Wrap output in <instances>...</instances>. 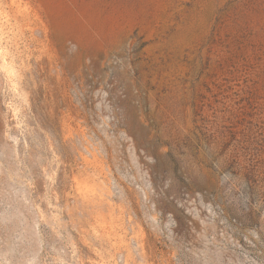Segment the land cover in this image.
I'll return each mask as SVG.
<instances>
[{"label": "rangeland", "instance_id": "obj_1", "mask_svg": "<svg viewBox=\"0 0 264 264\" xmlns=\"http://www.w3.org/2000/svg\"><path fill=\"white\" fill-rule=\"evenodd\" d=\"M0 264H264V0H0Z\"/></svg>", "mask_w": 264, "mask_h": 264}]
</instances>
